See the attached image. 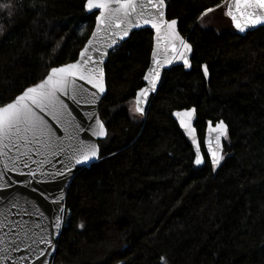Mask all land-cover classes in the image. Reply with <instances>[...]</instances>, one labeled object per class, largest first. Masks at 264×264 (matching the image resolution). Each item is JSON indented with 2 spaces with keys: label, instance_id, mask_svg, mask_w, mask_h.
Listing matches in <instances>:
<instances>
[{
  "label": "trees",
  "instance_id": "16d2710c",
  "mask_svg": "<svg viewBox=\"0 0 264 264\" xmlns=\"http://www.w3.org/2000/svg\"><path fill=\"white\" fill-rule=\"evenodd\" d=\"M166 2L194 47L193 69L166 71L146 115L134 117L152 32L137 31L112 51L100 106L103 159L79 169L68 187L53 264H264V27L240 35L227 5L198 19L220 0ZM84 3L18 0L13 16L0 13L5 101L44 78L49 65L78 58L97 15ZM191 107L202 142L207 122L229 125L215 169L207 156L203 166L193 163L173 118Z\"/></svg>",
  "mask_w": 264,
  "mask_h": 264
},
{
  "label": "snow or ice",
  "instance_id": "6c2138e0",
  "mask_svg": "<svg viewBox=\"0 0 264 264\" xmlns=\"http://www.w3.org/2000/svg\"><path fill=\"white\" fill-rule=\"evenodd\" d=\"M17 4L18 0H0V13L8 17L13 16L18 10ZM225 5H227L225 15L231 19L233 26L240 33L264 27V0H220V3L214 7L205 8L198 19L202 20L204 16ZM83 7L93 14H95L94 10H100L99 15L95 16L96 31H93L91 36L96 38L101 30L112 35L114 38L108 47L114 51L120 41L127 42L135 35L132 29L149 26L155 30L158 38L162 34L165 40L170 41L171 51L179 56L186 68H191L187 53H191L192 46L180 36L177 28L178 20L166 18V0H85ZM113 28L119 29V33L112 32ZM3 29L4 25L0 24V32ZM56 47L59 48L60 44L58 43ZM107 55H109L107 51L102 50L99 45H93V39H89L79 52V58L74 62L59 66L49 65L44 78L26 87L11 100L5 101L0 96V158L11 161L13 166L10 167L9 163L4 162L5 171H15L14 166L18 164L31 169L29 161L36 163L33 156L47 158L48 153L52 155L62 153L70 161H74L75 165H94L103 159L100 145L90 139H82L80 133L87 132L97 139L106 138L108 131L104 122L93 113L88 117L92 123L83 128L81 124L75 122V117L69 118L70 114L66 115L68 106L62 98L70 97L76 103H80L78 99L80 97L85 103L95 105L98 95L102 96L106 91L103 65L104 57ZM172 59L167 57L160 59L156 50H153L152 65L144 74L146 86L137 92L134 109H129L134 117L137 114L140 117L146 115L145 106L149 95L157 89V83L161 78V68L164 64L170 65ZM202 67L204 76L207 78L208 67L207 65ZM92 89L95 91H91ZM86 94L92 97L91 101L87 100ZM195 112L196 109L192 108L178 111L174 115L179 118L181 127L192 139L195 148L193 163L197 166L202 165L207 156L212 168L215 169L225 158L223 141L229 139L228 125L224 120L215 124L212 121L208 122L207 134L203 140V146L207 152L204 153L201 151V142L195 135L196 128L192 125ZM57 130L62 131L65 136H59ZM65 139L69 143L66 144ZM40 163L43 164V160ZM65 167L67 171L57 169L54 175L61 177L72 172L71 165H65ZM17 174L31 177L37 175L32 170L26 174L19 171ZM2 179H4V173L0 172V180ZM8 183L0 185V190H7ZM63 199L62 194L52 199V203L57 205L54 217L50 218L53 232L48 231L47 225L41 224L35 225V228L40 229V232H35L27 222L10 219L7 210L0 212V232H4L5 236L12 233L22 237L19 240L11 239V244L15 246L12 251H20L21 244H25L23 251L35 252V259L40 260L41 264H47L46 249L40 248L39 245L43 243L48 249L55 251L50 237L59 234L62 227L63 217L60 214L65 211L61 206ZM40 216H43L42 212ZM79 227L83 228L84 225L81 224ZM28 241L31 242L27 243ZM2 243H4L3 238H0V244ZM33 245L36 247L34 248ZM9 259H12L9 248L7 246L0 248V260ZM28 259L29 256L20 257L22 261ZM12 264H16V261L12 260Z\"/></svg>",
  "mask_w": 264,
  "mask_h": 264
},
{
  "label": "water",
  "instance_id": "95a60500",
  "mask_svg": "<svg viewBox=\"0 0 264 264\" xmlns=\"http://www.w3.org/2000/svg\"><path fill=\"white\" fill-rule=\"evenodd\" d=\"M166 4H167V2H166ZM165 11H166V18H168V5H167ZM88 13L93 14L90 12H88ZM94 13H97V15H99L100 10H94ZM177 28H178V31L180 33V36L187 43L191 44V46H192L191 53H187L189 62L191 64V68H186L183 65L182 60H180L179 56L176 53H173L171 51V46H172L171 42L165 40L163 38L162 34H161V37L158 38L155 30L152 29L151 27L143 26L139 29H132L131 30L134 33L137 31H142V30H149L152 32L153 46H152V52H151L150 63H149L148 68L151 67V65H152V54H153L154 49L156 50L158 58H160V59H163L165 57L172 59L173 57H175L174 59H172V63L170 65L164 64L163 67L161 68V78L157 83L156 91L152 92L149 95L148 103L145 106L146 112H147V109L150 105L152 98L159 91V88L161 86V83L163 81L164 74L166 71H169L170 69H172L174 67H183L185 72H191L193 69L192 59H193V55H194V47H193L192 43L188 40V38L185 37L181 33V31L179 29V20H178ZM259 28H261V27H258L256 29H249L245 33H240L237 29L236 30L240 35L245 36L248 32H253L255 30H258ZM93 31H96V20H95V26H94ZM111 31L114 33H119L120 30L113 28V29H111ZM113 38L114 37L112 35H109L107 32H105L103 30H101L97 33L96 38H92L91 35L88 38V40L93 39V45H99L102 48V50L107 51L109 53V55L104 57V65H103L104 70H105L106 91L102 96L98 95L97 103L95 105H92L91 103H85L84 99L80 98V97H78V99L80 100V103H76L70 97H63L62 98V99H64V102L68 106V112L66 113V115L70 114L69 118L75 117V122L81 124L83 128H86L89 123H92V121H90L88 119V117L91 114L94 113L96 116H98L101 119L100 106H101V103H102L103 99L106 97L107 92H108L107 76H106L105 66L109 60L110 54L113 51L112 48L108 47V44L111 42V40ZM88 40H87V42H88ZM87 42H86V44H87ZM121 42H124V41H120L116 45V48L120 45ZM177 44H178V42H177ZM166 48H167V51H165ZM180 50L183 51V49H180ZM78 58H79V55H78ZM148 68H147V70H148ZM147 70H146V72H147ZM202 71H203V67H202ZM208 73H209V70H208ZM203 74H204V72H203ZM209 78H210V74H208V77L206 78V80L208 81ZM143 81H144L143 87H145L146 82H145L144 78H143ZM80 83H82V82H80ZM84 86L90 87L87 85H84ZM91 91H95V90L92 89ZM86 96H87V100L91 101L92 97L90 95H87V94H86ZM135 98H136V96H135ZM192 108L196 109V112H195L194 117L192 119V125L196 128L195 135L197 136V138L201 142V151L204 152L203 151V147H204L203 142L200 139L198 128L196 126L197 119H198L197 108L191 107L188 109H192ZM188 109H182V110L174 111L173 112V118L176 121V123L178 124L181 132L183 133V135L185 137V139L187 140L189 145L192 147L193 152L195 153V148L193 146L191 137L187 134L186 130L181 127L179 118H177L174 115V113H176L178 111H185ZM215 123L216 122H213V124H215ZM105 127H106V125H105ZM106 129H107V127H106ZM207 129H208V122L206 125L204 138H205V135L207 134ZM228 129H229V125H228ZM107 131H108V129H107ZM57 134L61 137L65 136V134L60 130H57ZM80 135H81L82 139H90L93 142L97 143L98 145H100V142L107 139V137H108L107 136L106 138L97 139L95 137H91L89 133L83 132V131L80 133ZM65 143L67 144V143H69V141L67 139H65ZM73 143H74V141H73ZM223 143H224V148H225V141H223ZM204 149H205V152H207V149L206 148H204ZM223 154H224V150H223ZM33 160H35L36 163H32L31 161H29V163L31 165V169L24 168L22 164H18V165L14 166L16 169L15 171H5L4 167H3L4 162L9 163L10 167H13V166L11 165V161H7L6 158H0V172L4 173V179L0 180V185H3L5 182H9L7 190H0V212L7 210L10 219H14V220H17L20 222H27L28 226L32 227L35 232H40L39 228H35L36 224L47 225L48 231L53 232L54 229L52 227V220L50 218L54 217L55 209H56L57 205L52 203V199L58 198L62 194L64 199L62 201L61 206L65 209V202H66L67 190H68L69 185L73 181V179H74V177H75V175L79 169L84 168V167H88L90 165H75L74 161H70L62 153H57V155H52L51 153H48L47 158L36 155V156H33ZM41 160H43V164L40 163ZM205 162H206V157H205ZM204 164L199 165L198 167H201ZM65 165H71L73 168L72 172L67 173L66 176H61V177L55 176L54 173H56L57 169L67 171ZM30 170L35 171L37 173V175L35 177H31L28 175H18L17 174V172H19V171H22L23 173L26 174ZM13 205H15V206H13ZM25 210H27V211H25ZM41 212L43 213V216H40ZM29 213H31V215H29ZM64 213H65V211L60 214L63 217V221H62V227L59 230V234L50 237L52 239V243L55 246V251L48 249L47 245H45L43 243H41L39 245L40 248L46 249L47 264H53L54 258L56 256V252H57V248H58V242H59L61 232L63 229V225H64ZM5 231H8V230L5 229ZM0 238H3V241H4V243L0 244V248L7 246L9 248V252H10V255L12 257V259H9V260H0V264H12V260H15L16 264H33V262H35V264H41L40 260L35 259V256H36L35 252L29 253V252L23 251L24 247L26 246L25 244H21V250L20 251H12V249L15 246L11 244V242H10L11 239L15 238V239L19 240L22 237H17L12 233H10L8 236H5L4 232H0ZM30 242L31 241H28L27 243H30ZM33 247L35 248L36 246L33 245ZM22 256H29V259L27 261H22V260H20V257H22ZM42 259H45V258H42Z\"/></svg>",
  "mask_w": 264,
  "mask_h": 264
},
{
  "label": "rangeland",
  "instance_id": "374dc122",
  "mask_svg": "<svg viewBox=\"0 0 264 264\" xmlns=\"http://www.w3.org/2000/svg\"><path fill=\"white\" fill-rule=\"evenodd\" d=\"M213 22H211V24H212Z\"/></svg>",
  "mask_w": 264,
  "mask_h": 264
}]
</instances>
